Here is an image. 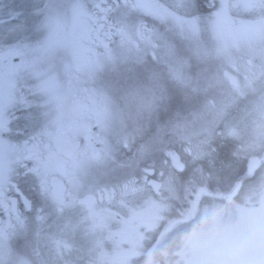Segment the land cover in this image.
Here are the masks:
<instances>
[{
  "label": "flooded vegetation",
  "instance_id": "flooded-vegetation-1",
  "mask_svg": "<svg viewBox=\"0 0 264 264\" xmlns=\"http://www.w3.org/2000/svg\"><path fill=\"white\" fill-rule=\"evenodd\" d=\"M34 1L27 2L38 5L37 1ZM237 1L228 0L227 16L221 25L226 40H240L252 35L258 31V25L264 24V10L261 9L258 16L254 17L252 10L244 18H237L235 12L242 11ZM122 2L123 0H99L90 3V14L79 17H75L67 7L56 10L53 13L54 22H59L69 29L67 33H62L66 40L64 51L67 53L74 50L83 61H87L102 53L105 45L114 48L115 43L108 40L106 29L118 19L117 6ZM162 2L169 6L172 4L171 0ZM11 3L13 2L4 4L2 9L6 11L23 5V2L14 3V6H11ZM215 3L218 7L219 0H215ZM92 4L97 7L91 8ZM212 4L213 0H200L199 5L195 7L200 21L199 30L204 27L205 17L209 21L213 15L215 9L212 8ZM24 9L25 13L30 11L28 7ZM191 9L184 10L185 13L177 10V14L188 17ZM255 13L258 14V11ZM257 21H260V24ZM12 22L1 18L0 14V29L10 27ZM149 23L151 24V21ZM152 26L161 34L173 33V40L176 33H180L171 18ZM209 26L213 35H217L211 23ZM33 37L34 34L28 28L10 43L32 44ZM184 40L187 39L182 38L180 41ZM180 41L176 40L177 43ZM250 50L258 52L257 48ZM148 51L149 54L146 55L143 64H138L134 58L122 63L117 62L115 65L109 64L102 76L95 81L85 82L83 87L91 91L74 93L67 104L63 125L53 131L51 136H45L51 151L64 159L68 158L67 152H75L78 147L82 148L89 141L95 143L97 147H102L103 141V144L110 148V141L112 146L113 139L121 140L122 153L117 156L109 153L103 157L102 163L85 164L83 167L86 171L73 169L70 164L53 167L51 178L54 188L59 192L71 193L66 197V201L70 202L65 203L62 211L57 210L55 201L41 196L36 177L28 171L31 164L26 157L34 138L43 134L44 125L26 123L20 110L27 108L29 104L35 106V102L31 99L25 102L14 101L7 79L0 78V102L7 108V118L11 122L7 136L0 139V170L6 171L11 181L9 195L22 200L15 191L18 184L23 197L32 202L31 210L25 209L22 203L20 205L22 224L15 216L0 212V227L7 225L6 234L0 242L10 251V259L22 258L28 261V264H95L99 260L101 264H144L148 253L156 249L153 252L152 264H264V247L261 246L260 238L254 235L251 236L254 247L250 244L248 234L243 236L248 242L243 247L242 242L234 238L233 232L221 230L213 235L197 236L198 244L194 245V239L179 228L184 225L181 221L192 213L187 209L185 201L190 195L187 180L184 179L185 186L182 185L181 195L178 196L174 188H178L179 182L171 178L165 181V173L159 166L161 162L154 161L153 156L157 153L155 146L150 150V161H153L149 164L151 166L146 167L145 163L134 161V153L136 150L138 152V147L131 139L139 136L153 138L159 134L154 132L157 127V124L153 127L154 121L147 130L138 128L140 122L144 121L140 118L136 123L138 109L142 106V109L150 107L149 115L156 114L157 103H164L165 106L168 104V95L165 93L168 88H172L174 84L183 86V89L187 88L185 79L178 80L173 76L170 68V64L174 65L173 59L165 58L158 49L157 58L153 60L151 50ZM259 52L262 54V51ZM13 60L16 58L13 57ZM260 70L263 77L262 85L259 89L250 90L251 93L259 90L263 94L258 95L257 99L264 96V66H261ZM256 73L257 70L252 69L246 76L252 80ZM110 76L111 80L108 82ZM120 76L134 80L125 83L122 92L118 88L122 80ZM15 92L16 95L31 97L34 89L30 85L18 82L15 84ZM158 92L160 98L157 96ZM101 96L108 99L107 110L111 115L106 121L100 120L95 114L102 110ZM139 114L142 117L143 110ZM17 116L20 117L19 120ZM130 141L133 143L132 146L129 144ZM229 144L231 155L234 144L231 141ZM260 145L261 152H256L254 157L264 156V136ZM251 156H242L236 160L231 155V160L241 165L239 173L231 176L225 187L222 185L224 179L214 174L217 197H222L221 193H224V197L226 193L230 195L228 198H222L221 203L228 205L233 200H246L243 195L244 187L248 184L257 185L264 172V163L249 171L248 162L253 158ZM118 161L122 163H117ZM128 162H136L139 170L143 167L142 177L139 176L141 171L136 174L133 171L134 165ZM170 163L174 170L172 159ZM176 174L173 175L179 178L178 180H183L185 172ZM200 189H205V186L199 188L198 195L202 196L204 192ZM238 190L240 194H237ZM258 191L262 192L261 189ZM141 192L144 198L150 199L148 202L150 209L139 210L136 207V199ZM178 205L183 207L178 210ZM219 205L215 204L214 208L221 213L223 208ZM194 210L195 213H192L189 222L197 213V209ZM38 216L43 217V220L37 219ZM44 225L48 226L43 229ZM50 231L53 232L55 239L52 261L46 259L48 254L40 253L41 244L45 240L44 235ZM28 235H34V238L29 239ZM24 239L30 241L33 251H36L40 258L24 257L23 251L26 248L22 244ZM98 239L100 242H97ZM180 240L184 241L183 244ZM65 244L69 247H65ZM201 249H204V253H201Z\"/></svg>",
  "mask_w": 264,
  "mask_h": 264
},
{
  "label": "rangeland",
  "instance_id": "rangeland-1",
  "mask_svg": "<svg viewBox=\"0 0 264 264\" xmlns=\"http://www.w3.org/2000/svg\"><path fill=\"white\" fill-rule=\"evenodd\" d=\"M28 0H0V14L1 18L9 21V18L4 11L3 5L9 2H13L10 5L14 6V3L23 2L22 7L30 8L28 13H25L24 19L29 25L36 23L35 16H39L40 13H33L31 9L33 7H41L42 0H36L37 4L27 2ZM172 1V0H171ZM44 3L47 0H43ZM69 2V0H61V3ZM99 2V0H89V3ZM238 6L247 8L244 14L250 13L252 10L260 11L257 8L245 7L246 0H238ZM181 13H185L184 10H180ZM188 18L191 16L198 17L197 8H192ZM238 14V12H235ZM214 19V16H210V20L205 17V24L203 29L199 30L197 34V42L202 45L208 51L207 56H198L195 53V44L189 39L180 41L185 38L181 33H176L175 40L173 33H162L174 48L173 66L179 67L183 73L184 79L187 82V88L183 89V86L179 84L172 85V88L166 90L168 95L167 106L164 103H157L156 114L149 115L150 107L138 109L136 114V123L143 118L138 125V128L147 130L150 123L154 121V132H158V136L154 140L160 143L162 162L159 166L164 171L165 181L174 179L178 181V188H174V192L180 196L182 191V185L184 179L191 182V172L195 170L197 174L195 178L201 180L199 169L201 167H214V160L217 159L218 154V142L220 145H224V141L235 140V144L232 147V157L239 160L242 156L254 157L255 153L259 150L261 152L260 140L264 136V96L257 99V96L261 93L256 91L251 93V89H259L263 82L260 67L264 66V24L258 25L257 32L252 35L246 36L242 39H228L229 48L228 54H218L216 49L219 45L217 35H213L212 28L209 26L210 21ZM47 21L41 17L40 24H44ZM260 24V21H257ZM251 25L253 23H250ZM35 36V32L29 27ZM262 29V30H261ZM180 41L179 43L176 42ZM233 41H235L233 43ZM33 42V41H32ZM258 49V52H254L250 49ZM250 50V51H249ZM262 51V54L259 52ZM250 61V62H249ZM256 69L257 73L252 80L246 77L248 71ZM231 71L236 77H239V87L232 86L225 75V71ZM174 76V75H173ZM122 80L118 85L119 91L125 88V83L134 82L127 76H120ZM175 77V76H174ZM111 76L108 80L110 82ZM139 80V78H137ZM183 89V90H182ZM160 92L157 93L158 98ZM263 95V94H261ZM254 97V103H251L250 99ZM173 98V100H172ZM143 110V115L140 117V112ZM257 115V116H256ZM235 130V134L232 130ZM152 137L146 138L141 152L134 153V161L139 163H145L146 167H149L150 153L148 150L152 146ZM132 141H136V147H140L144 143L143 136L132 138ZM121 140L110 141V154L117 156L122 153ZM131 142V141H130ZM132 146V142L129 143ZM226 148V147H223ZM128 151V148H127ZM179 152L183 161L186 163L190 171H185L183 180H178L175 177L176 172L171 168V155L175 152ZM158 155V153H156ZM155 159L156 157L153 156ZM165 159L167 161H165ZM126 160V158H124ZM117 163H122L118 161ZM131 163V162H128ZM134 165L133 171L139 173L141 170L137 167V163H131ZM194 171V172H195ZM205 177H210L211 170H205ZM143 171L139 175L142 177ZM175 174V175H173ZM204 177V180H207ZM215 179V175H213ZM193 178V182H197ZM204 186L199 182V188ZM245 199L233 200L230 203V207H227L224 203H221L220 199L205 198L202 197L201 204L197 208L202 210L199 212V216L194 218L193 224L189 225L193 227L194 234L191 237L194 239L193 244L197 245L196 238L198 234L202 233L213 235L216 231L221 229L224 232H233L234 238L237 241H241L243 247L248 242L243 239V236L249 235L250 244L254 247L252 241V235L259 237L261 240V246L264 247V172L262 177L257 181V185L248 184L244 187ZM259 189L262 192L259 193ZM207 190L204 189L203 192ZM188 200H185L188 204ZM148 197L144 198V194L141 192L136 199V207L139 210L146 208L150 209ZM146 204V205H144ZM219 205L226 213H219L214 205ZM183 206L178 205V210ZM153 208V207H152ZM188 209V208H187ZM172 211V209H171ZM173 212V211H172ZM216 212L215 217H212L211 213ZM174 213V212H173ZM207 215V219L205 216ZM48 225H44L45 229ZM187 227V229L189 228ZM181 231H186V227L182 226ZM188 234V233H187ZM29 239L34 238V235H28ZM44 242L40 253L48 254L46 259L53 260L55 239L53 232L50 231L44 235ZM97 242H100L99 239ZM183 240L180 243L183 244ZM24 257L36 258V251H33L30 241L23 240ZM59 248V245H58ZM214 249V247H213ZM117 251H113L116 253ZM201 253H204V249H201ZM102 257V254L101 256ZM40 258V256H39ZM95 264H101L100 261Z\"/></svg>",
  "mask_w": 264,
  "mask_h": 264
},
{
  "label": "snow or ice",
  "instance_id": "snow-or-ice-1",
  "mask_svg": "<svg viewBox=\"0 0 264 264\" xmlns=\"http://www.w3.org/2000/svg\"><path fill=\"white\" fill-rule=\"evenodd\" d=\"M200 0H172L171 6L166 5L162 0H123L118 4V19L106 29V36L110 43L114 42L115 47L105 45L104 51L98 55L83 61L80 55L74 50L64 51L66 40L62 33H67L69 29L59 23L54 22L53 13L63 7L71 10L75 17L89 15V0H69L67 4L61 3V0H42L41 7H33L31 11L35 14L36 23L29 25L24 19V7L7 9L5 12L9 20L13 21L11 26L6 29H0V45L7 44V47L0 46V78H6L9 87L12 89L11 98L16 102H25L29 99L35 102V106L29 104L27 108L20 111L24 114L26 123L35 126L44 125L43 134L34 138L29 155L26 157L31 167L28 169L36 177L37 186L41 196L55 201L57 210L62 211L66 202V197L71 193L57 191L52 183L51 171L55 166L70 164L73 169H84L85 164L92 162L102 163L103 157L108 156L110 150L106 144L101 141L102 147H97L95 143L89 141L82 148L78 147L75 152H67V159L57 156L48 146L45 136H51L52 132L61 127L64 123L66 107L69 100L76 92H90V89L84 88L85 82L95 81L102 76L106 67L117 62H125L134 58L138 64L145 62L146 55L149 54L153 60L157 58V50L161 54L172 60L174 58L173 45L168 39L158 32L152 24L166 21L169 18L179 28L181 35L195 44V53L198 56H207L208 51L197 42L199 32V18L185 15H178L177 10H189L195 8ZM245 7L264 10V0H246ZM97 5L92 4L91 8ZM228 0H219V6L213 0L212 8L215 9L214 19L210 21L213 30L217 33L219 45L216 49L218 54H228L229 43L225 38L221 28L227 16ZM175 9V10H174ZM139 10H144L140 12ZM43 17L47 22L40 24ZM151 21V24L149 23ZM31 27L36 33L32 44L12 45L10 42L17 38ZM235 41H233L234 43ZM13 57L16 60H13ZM173 75L178 80H183L184 76L179 67L170 64ZM23 82L30 85L34 92L31 97L16 95L15 84ZM233 84L239 87L233 80ZM108 99L101 96L102 110L95 114L102 121L110 118L107 110ZM20 117L17 116V120ZM11 122L7 118V108L0 102V139L7 136L10 131ZM235 134V130H232ZM264 163V156L253 157L248 162V170L252 171ZM10 179L8 173L0 170V212L15 216L22 224L19 208L23 207L31 210L32 202L23 197L19 185L15 186V191L22 200H17L9 195ZM201 192L204 189H200ZM199 200V195H197ZM195 207V202L193 203ZM190 214V213H189ZM207 215L205 218L207 219ZM215 217L216 212L211 213ZM37 219L43 220L38 216ZM7 231V225L0 227V241H2ZM65 247L69 245L65 244ZM153 249L148 253L144 264H152ZM10 251L0 242V264H28V261L17 258L10 259Z\"/></svg>",
  "mask_w": 264,
  "mask_h": 264
},
{
  "label": "trees",
  "instance_id": "trees-1",
  "mask_svg": "<svg viewBox=\"0 0 264 264\" xmlns=\"http://www.w3.org/2000/svg\"><path fill=\"white\" fill-rule=\"evenodd\" d=\"M224 142V145L219 144L218 154L216 156L217 159L214 160L215 166L212 167L211 171L212 174H217L222 179H224L222 182L228 184V179L235 173H239V168L241 164L235 160H231L229 141ZM209 191L214 194L213 188H211Z\"/></svg>",
  "mask_w": 264,
  "mask_h": 264
},
{
  "label": "water",
  "instance_id": "water-1",
  "mask_svg": "<svg viewBox=\"0 0 264 264\" xmlns=\"http://www.w3.org/2000/svg\"><path fill=\"white\" fill-rule=\"evenodd\" d=\"M173 162L175 164V167L178 171H182L184 168V165L182 163H180L179 159H178V155L173 157Z\"/></svg>",
  "mask_w": 264,
  "mask_h": 264
}]
</instances>
